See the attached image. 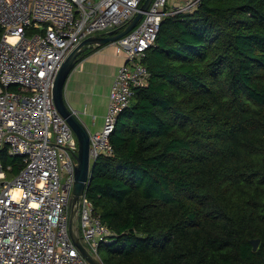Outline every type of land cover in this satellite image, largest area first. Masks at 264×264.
I'll list each match as a JSON object with an SVG mask.
<instances>
[{"label":"trees","instance_id":"1","mask_svg":"<svg viewBox=\"0 0 264 264\" xmlns=\"http://www.w3.org/2000/svg\"><path fill=\"white\" fill-rule=\"evenodd\" d=\"M143 62L148 84L88 187L115 234L102 260L264 264V0H201L167 15ZM0 159L11 176L22 168L7 147Z\"/></svg>","mask_w":264,"mask_h":264},{"label":"built area","instance_id":"2","mask_svg":"<svg viewBox=\"0 0 264 264\" xmlns=\"http://www.w3.org/2000/svg\"><path fill=\"white\" fill-rule=\"evenodd\" d=\"M143 1L0 0V150L7 147L22 160L11 176V165L0 159V264H91L70 235L79 141L56 107L53 88L63 61L82 40L125 26ZM200 3L152 0L137 26L112 42L126 60L113 80L104 124L90 134L91 166L113 153L111 134L119 115L135 88L148 84L143 57L164 17ZM30 28L38 30L29 33ZM88 187L81 197L79 233L105 264L100 247L115 234L96 212Z\"/></svg>","mask_w":264,"mask_h":264},{"label":"water","instance_id":"3","mask_svg":"<svg viewBox=\"0 0 264 264\" xmlns=\"http://www.w3.org/2000/svg\"><path fill=\"white\" fill-rule=\"evenodd\" d=\"M151 2L152 0H144L138 13L130 19L125 26L116 27L115 29L107 31L101 35H91L82 40L63 61L53 88V96L56 107L73 128L79 141V150L76 155L77 163L75 167V184L71 198V213L69 222L70 235L80 252L91 264L102 263L99 258L96 255H93L84 245L78 227V220L81 212V197L91 181V173L94 167V164L92 166L90 164V133L80 118L68 105L64 93L65 84L69 74L87 49L91 46H100L115 42L128 34L137 26L144 13L148 10ZM252 243L254 250H257L260 244V239H254L252 240Z\"/></svg>","mask_w":264,"mask_h":264},{"label":"crops","instance_id":"4","mask_svg":"<svg viewBox=\"0 0 264 264\" xmlns=\"http://www.w3.org/2000/svg\"><path fill=\"white\" fill-rule=\"evenodd\" d=\"M91 47L69 74L64 89L68 105L90 134L104 124L113 80L126 60L112 42Z\"/></svg>","mask_w":264,"mask_h":264}]
</instances>
